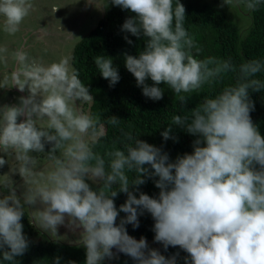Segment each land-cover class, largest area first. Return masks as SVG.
I'll return each mask as SVG.
<instances>
[{
	"label": "clouds",
	"instance_id": "clouds-1",
	"mask_svg": "<svg viewBox=\"0 0 264 264\" xmlns=\"http://www.w3.org/2000/svg\"><path fill=\"white\" fill-rule=\"evenodd\" d=\"M242 2L252 12L264 7V0ZM111 3L133 14L121 31L143 41L136 55H123L142 94L157 101L165 91L161 85L166 86L187 110L172 117L162 138L177 140L172 128L179 126L195 137L193 150L173 161L160 147L126 134L132 142L126 151L109 152L106 160L94 151L101 138L99 118L80 111L76 103L93 101L91 94L98 92L90 93L79 79L71 54L45 64L24 50L13 52L18 66L12 85L20 92L27 89L28 95L18 104L0 106V167L8 163L6 156H14L17 165L10 171L18 168L26 191L21 199L4 175L0 264H20L17 258L29 250L22 218L26 205L37 202L43 207L32 210V218L55 240L65 238L58 235L61 225L82 229L83 264H104L118 259V253L135 264H177L178 254L165 257L143 236L137 240L128 234L125 225L139 227L138 217L145 211L154 221V241L165 250L182 249L188 254L185 264H264V136L250 115L255 108L250 92H264V59L236 64L212 56L197 58L193 50L199 48L185 27L186 9L179 0ZM60 7L53 6L52 13ZM32 8V0H0L4 32L15 35ZM58 28L62 31L60 24ZM7 54L0 46V62H7ZM95 64L110 87L119 81L112 57L97 56ZM229 75L233 84L186 108L194 94L205 86L211 92ZM119 122L111 116L112 125ZM31 153L45 154L49 167L37 170ZM146 178H156L157 197L139 191ZM119 193L126 200L118 209L114 201ZM121 212L126 215L117 223ZM52 264H61V257L54 256Z\"/></svg>",
	"mask_w": 264,
	"mask_h": 264
},
{
	"label": "trees",
	"instance_id": "trees-1",
	"mask_svg": "<svg viewBox=\"0 0 264 264\" xmlns=\"http://www.w3.org/2000/svg\"><path fill=\"white\" fill-rule=\"evenodd\" d=\"M235 1L242 2V0ZM179 2L186 9L185 27L195 38L199 48V52L193 50L197 58L212 56L223 60L231 59L236 64L250 59H264V7L255 12L247 11L250 24L247 31L240 35L237 25L213 5L207 3L195 5L190 2L183 3L181 0ZM130 15L133 14L110 4L87 34L74 43L71 51V64L77 70L79 79L88 86L90 93L93 90L98 92L95 94L94 101L86 104L87 114L98 117L100 123L97 131L101 133V138L94 151L107 160L109 152L126 151V147L132 143L127 139L126 134H131L133 137L160 147L174 161L178 155L192 152V142L195 137L179 126L172 128V134L177 137L175 141L172 139L165 141L161 133L171 123L173 116L184 115L187 110L181 107L172 91L163 85L161 86L165 88V91L162 99L153 101L145 97L141 87L137 86L134 76L125 68L124 53L136 55L143 48L142 40L121 31V25ZM125 36L133 43L128 44L124 39ZM101 55L112 57L118 69L120 79L114 86L110 87L109 81L98 72L95 59ZM147 83L152 82L149 79ZM233 83L234 77L229 75L211 92L205 86L202 93L193 95L186 108L191 109L206 95H214L223 87ZM250 96L255 105L254 111L250 113L251 118L264 136V92H250ZM111 116L120 118L118 126L111 124ZM49 148L50 145L46 144L45 152ZM41 155L47 159L45 154ZM154 179L156 178H146V183L139 186V191L157 197L159 189L155 187ZM89 184L93 188L97 186L91 182ZM5 192H7L6 189ZM134 194L138 196L139 192L134 191ZM125 200L126 194L119 193L114 201L118 209ZM125 215L121 212L117 223ZM138 219L139 227L137 228H133L131 224L125 225L130 236H143L150 248L157 249L165 257L178 254L177 264H185L184 258L188 254L182 249L169 246L165 250L160 243L154 241V221L147 211ZM22 223L24 233L31 243L29 250L22 257L17 258L20 264H52L54 256L61 257V264H69V262L83 264V246L39 237L26 211ZM118 256V259L106 260L104 264H135V261L123 253H118Z\"/></svg>",
	"mask_w": 264,
	"mask_h": 264
},
{
	"label": "rangeland",
	"instance_id": "rangeland-1",
	"mask_svg": "<svg viewBox=\"0 0 264 264\" xmlns=\"http://www.w3.org/2000/svg\"><path fill=\"white\" fill-rule=\"evenodd\" d=\"M181 1L183 3L190 2L195 5L202 3L213 5V7L224 13L227 18L237 25L240 35H243L249 27L248 10L241 1L232 0V3L228 6L223 4V0ZM74 2L75 0H49L48 12L39 13L35 11L33 15L31 13L20 25V30L15 35H9L4 32L3 18L0 17V46L8 49L7 62H0V106L18 104L20 97L28 95L27 89L24 92H20L15 85H12L11 76L18 66L17 62L12 58L13 52L24 50L29 56L45 64L57 61L61 57L69 53L71 54L74 43L87 34L102 16L106 8L112 4L111 0H77V2ZM53 6L61 7L52 13ZM53 24L55 26H52ZM59 24L62 26V30H66V32H55V28ZM91 95L94 101L95 96ZM93 101H77L76 103L80 111L87 114L86 104ZM20 119H23V117ZM41 154L31 153V155L36 156L37 170L46 169L50 165V162L44 159ZM0 155H4V153L0 152ZM5 158L8 160V163L0 167V185L6 180L4 175H7L12 181V188L16 191V194L23 199V193L26 191L24 180L19 174L18 168L14 172L10 171V168L17 165V162L14 156H6ZM88 182L90 183L91 181ZM5 194H7L5 190L0 192V196ZM26 207L29 209L25 210L28 218L39 237L82 246L79 241L82 229L73 231L61 225L58 227V235L65 238L55 240L47 232L37 227L32 218L31 211L35 208L42 209L43 206L37 202L35 206L26 205ZM133 238L139 240L141 237L135 236ZM113 251L115 252L116 249H113Z\"/></svg>",
	"mask_w": 264,
	"mask_h": 264
},
{
	"label": "crops",
	"instance_id": "crops-1",
	"mask_svg": "<svg viewBox=\"0 0 264 264\" xmlns=\"http://www.w3.org/2000/svg\"><path fill=\"white\" fill-rule=\"evenodd\" d=\"M48 4H49V0H32V15L33 13L36 12H43V13H47L48 12ZM64 8V7H63ZM57 25V24H56ZM52 26H55L54 24ZM60 32L61 30L58 28V26L55 28V32ZM62 32H66V30H62Z\"/></svg>",
	"mask_w": 264,
	"mask_h": 264
}]
</instances>
